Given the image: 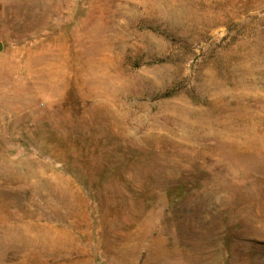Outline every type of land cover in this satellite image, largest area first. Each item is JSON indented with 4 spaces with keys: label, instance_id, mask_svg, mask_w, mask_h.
<instances>
[{
    "label": "rangeland",
    "instance_id": "rangeland-1",
    "mask_svg": "<svg viewBox=\"0 0 264 264\" xmlns=\"http://www.w3.org/2000/svg\"><path fill=\"white\" fill-rule=\"evenodd\" d=\"M0 264H264V0H0Z\"/></svg>",
    "mask_w": 264,
    "mask_h": 264
},
{
    "label": "water",
    "instance_id": "water-1",
    "mask_svg": "<svg viewBox=\"0 0 264 264\" xmlns=\"http://www.w3.org/2000/svg\"><path fill=\"white\" fill-rule=\"evenodd\" d=\"M2 48V45L0 44V49Z\"/></svg>",
    "mask_w": 264,
    "mask_h": 264
}]
</instances>
